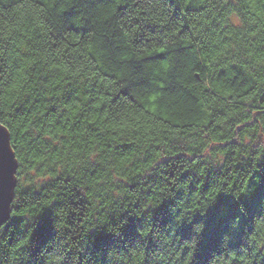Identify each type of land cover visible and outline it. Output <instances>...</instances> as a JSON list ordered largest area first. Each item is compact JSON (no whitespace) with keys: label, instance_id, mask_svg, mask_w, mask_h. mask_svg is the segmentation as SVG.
Listing matches in <instances>:
<instances>
[{"label":"trees","instance_id":"obj_1","mask_svg":"<svg viewBox=\"0 0 264 264\" xmlns=\"http://www.w3.org/2000/svg\"><path fill=\"white\" fill-rule=\"evenodd\" d=\"M0 123V264H264V0H0Z\"/></svg>","mask_w":264,"mask_h":264},{"label":"clouds","instance_id":"obj_2","mask_svg":"<svg viewBox=\"0 0 264 264\" xmlns=\"http://www.w3.org/2000/svg\"><path fill=\"white\" fill-rule=\"evenodd\" d=\"M7 138L8 134L5 133L3 129H0V154H2L3 146L5 145ZM3 195V181L2 178H0V196ZM137 243L140 245V247H137ZM132 246L136 247V264H139L141 257L144 259V264H184L183 256H179L178 258L176 257V252L179 251V245L175 241L173 242V245L169 246V249L174 248V251L166 249V256L164 259L152 255L150 251L146 256H144L142 252V238H140L137 242H133ZM104 257L105 264H133V256L129 254V249L126 246H108L104 250Z\"/></svg>","mask_w":264,"mask_h":264},{"label":"water","instance_id":"obj_3","mask_svg":"<svg viewBox=\"0 0 264 264\" xmlns=\"http://www.w3.org/2000/svg\"><path fill=\"white\" fill-rule=\"evenodd\" d=\"M0 129L8 134L7 141L0 154V178L3 181L4 195L0 196V227L8 220L10 216L11 203L15 196L16 170L18 167L15 153L10 142V133L8 129L0 123ZM14 182V183H13Z\"/></svg>","mask_w":264,"mask_h":264},{"label":"rangeland","instance_id":"obj_4","mask_svg":"<svg viewBox=\"0 0 264 264\" xmlns=\"http://www.w3.org/2000/svg\"><path fill=\"white\" fill-rule=\"evenodd\" d=\"M15 192V191H14ZM1 228V227H0Z\"/></svg>","mask_w":264,"mask_h":264}]
</instances>
